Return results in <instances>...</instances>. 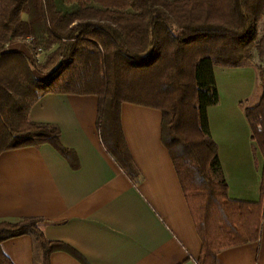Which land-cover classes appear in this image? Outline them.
Instances as JSON below:
<instances>
[{
	"label": "trees",
	"instance_id": "trees-1",
	"mask_svg": "<svg viewBox=\"0 0 264 264\" xmlns=\"http://www.w3.org/2000/svg\"><path fill=\"white\" fill-rule=\"evenodd\" d=\"M20 38L27 39L23 49L9 47ZM253 49L261 57L262 92L244 113L263 157L256 202L229 198L207 116L219 99L213 67L249 65ZM40 51L42 61L34 56ZM46 93L95 95L102 144L132 177L136 170L120 125V105L161 111V140L201 241L197 264H216L221 250L259 238L264 0H0V152L49 143L67 155L57 126L29 118L32 105ZM41 223L39 218L0 222V264H13L2 241L25 234L41 248L42 264L55 250L76 255L68 245L46 239Z\"/></svg>",
	"mask_w": 264,
	"mask_h": 264
},
{
	"label": "crops",
	"instance_id": "crops-1",
	"mask_svg": "<svg viewBox=\"0 0 264 264\" xmlns=\"http://www.w3.org/2000/svg\"><path fill=\"white\" fill-rule=\"evenodd\" d=\"M25 44L15 40L9 47ZM251 66L213 67L219 99L207 116L229 198L256 202L263 157L250 137L243 91L226 79H249L256 75ZM119 113L134 177L102 144L95 95L40 97L29 118L57 126L68 153L49 143L0 152V222L39 218L46 239L76 253L52 251L47 264H197L201 241L161 140V111L123 102ZM1 249L13 264H42V250L30 235L6 239ZM216 264H264V221L257 240L221 250Z\"/></svg>",
	"mask_w": 264,
	"mask_h": 264
},
{
	"label": "rangeland",
	"instance_id": "rangeland-1",
	"mask_svg": "<svg viewBox=\"0 0 264 264\" xmlns=\"http://www.w3.org/2000/svg\"><path fill=\"white\" fill-rule=\"evenodd\" d=\"M22 18H26V13L22 14ZM262 21L258 25V36L260 37L262 35ZM19 41H22V43H26L27 39L20 38ZM45 52L40 51L36 53L34 56L37 60L42 61L44 58ZM249 65H252L254 69L256 70L257 75V83H256V75L254 73H251L253 75H250V78L248 79L247 76L243 75L242 78L239 75L232 74L231 76H227L226 79L229 81H232V83H236L238 85V88L240 91H243V104L247 105L248 107L254 106L260 96H261V86H260V78H259V68L261 65V57L258 55V52L256 49H253V59L251 60V63ZM251 66V67H252ZM241 85V86H240Z\"/></svg>",
	"mask_w": 264,
	"mask_h": 264
},
{
	"label": "water",
	"instance_id": "water-1",
	"mask_svg": "<svg viewBox=\"0 0 264 264\" xmlns=\"http://www.w3.org/2000/svg\"><path fill=\"white\" fill-rule=\"evenodd\" d=\"M56 67H58V65ZM56 67L54 68V70L56 69Z\"/></svg>",
	"mask_w": 264,
	"mask_h": 264
}]
</instances>
